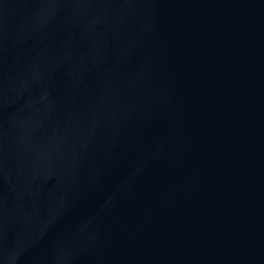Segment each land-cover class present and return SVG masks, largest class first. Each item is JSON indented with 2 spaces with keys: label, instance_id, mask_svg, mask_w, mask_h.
Listing matches in <instances>:
<instances>
[{
  "label": "water",
  "instance_id": "1",
  "mask_svg": "<svg viewBox=\"0 0 264 264\" xmlns=\"http://www.w3.org/2000/svg\"><path fill=\"white\" fill-rule=\"evenodd\" d=\"M0 264H264V0H0Z\"/></svg>",
  "mask_w": 264,
  "mask_h": 264
}]
</instances>
